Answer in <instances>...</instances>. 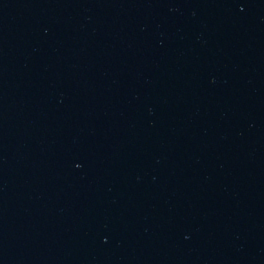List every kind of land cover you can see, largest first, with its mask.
<instances>
[{
  "label": "water",
  "instance_id": "obj_1",
  "mask_svg": "<svg viewBox=\"0 0 264 264\" xmlns=\"http://www.w3.org/2000/svg\"><path fill=\"white\" fill-rule=\"evenodd\" d=\"M0 264H264V0H0Z\"/></svg>",
  "mask_w": 264,
  "mask_h": 264
}]
</instances>
